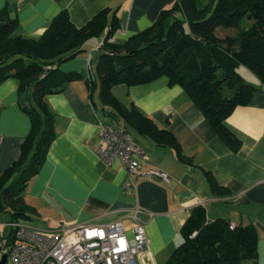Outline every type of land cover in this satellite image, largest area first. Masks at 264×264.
Wrapping results in <instances>:
<instances>
[{
	"label": "crops",
	"instance_id": "0c3cea01",
	"mask_svg": "<svg viewBox=\"0 0 264 264\" xmlns=\"http://www.w3.org/2000/svg\"><path fill=\"white\" fill-rule=\"evenodd\" d=\"M173 1L0 0V10L6 7L11 17L16 16L17 33L38 37L61 10L68 13L74 26L81 27L108 8L118 17L112 40L120 42L151 26L160 11L170 8ZM104 36L105 32L87 39L82 53L59 65L63 71L91 76L93 87L90 89L82 78L45 96L55 112L56 136L23 195L34 216L25 223L103 225L120 220L131 239L134 222L129 214L139 207L147 241L137 263L164 264L181 241L180 229L191 209L200 204L208 221L222 217L232 225L252 223L258 237L255 264H264V89L255 92L247 104L237 105L224 120L239 141L233 150L183 88L169 85L166 76L135 85L113 86L112 93L122 103H133L158 127L168 130L189 159L186 162L172 147L136 133L138 137H133L146 155L141 168H158L167 173L169 180L136 175L131 178L133 186L126 189L124 166L119 161L106 164L96 154L98 121L111 119L103 113L101 104L97 109L93 97L94 87L98 89L94 73ZM17 89L15 78L0 83V174L18 159L20 144L30 128L28 115L19 107ZM205 171L227 186L230 194L215 195Z\"/></svg>",
	"mask_w": 264,
	"mask_h": 264
},
{
	"label": "trees",
	"instance_id": "16d2710c",
	"mask_svg": "<svg viewBox=\"0 0 264 264\" xmlns=\"http://www.w3.org/2000/svg\"><path fill=\"white\" fill-rule=\"evenodd\" d=\"M0 10V83L18 81V104L30 120L20 144V154L0 174V212L10 221L29 218L31 208L23 199L30 180L43 165L56 134L55 112L45 96L62 91L66 84L84 78L79 71H63L59 65L84 51L87 39L105 32L95 67L98 98L103 113L157 144L172 147L184 161L174 136L133 103L125 105L111 91L124 83H145L160 75L169 85L178 84L203 113L219 136L233 149L237 138L224 120L237 105L264 89V0H174L160 11L155 22L129 36L112 40L118 28L115 11H99L76 27L65 10L59 11L38 37L17 33L18 21ZM169 21V22H167ZM229 32L219 35L217 29ZM244 65L259 85L244 81L237 67ZM47 66H50L48 69ZM217 196L230 194L205 171ZM7 222V221H3ZM13 228L6 236L13 242ZM181 241L164 264H255L257 230L252 223L232 225L222 217L206 220L205 208L195 205L180 229Z\"/></svg>",
	"mask_w": 264,
	"mask_h": 264
},
{
	"label": "built area",
	"instance_id": "2783aa9c",
	"mask_svg": "<svg viewBox=\"0 0 264 264\" xmlns=\"http://www.w3.org/2000/svg\"><path fill=\"white\" fill-rule=\"evenodd\" d=\"M96 154L106 164L119 161L124 166L126 189L133 186L131 178L136 175L169 180L167 173L158 168H141L146 155L121 122L98 121ZM140 213L139 207L130 211L129 217L134 222L131 239L120 220L103 225L60 224L48 231L22 221L7 222L14 229V240L0 230V261L6 254L4 264H138L137 256L147 241ZM5 223L0 225L4 228Z\"/></svg>",
	"mask_w": 264,
	"mask_h": 264
},
{
	"label": "rangeland",
	"instance_id": "374dc122",
	"mask_svg": "<svg viewBox=\"0 0 264 264\" xmlns=\"http://www.w3.org/2000/svg\"><path fill=\"white\" fill-rule=\"evenodd\" d=\"M206 1L207 0H200V2H206ZM227 32H229V31L222 30L220 28L217 29V33L219 35H223L224 33H227ZM237 70L242 75V77H243V79H244L245 82L251 83V84H254V85H256V83L259 82V80L256 79L255 75H253V73H251V71H249V69L246 68L244 65L238 66L237 67ZM97 90L98 89L96 87H94V89H93V97H94V99L96 101L97 109H99L100 108V102H99V98H98V94H97L98 91ZM130 131H131V133H132V135L134 137H138L137 134L134 131H132V130H130ZM31 217L34 218V216L32 214H29V218H25V219L24 218H21L18 221H22V222H26L27 221V222H29V220L31 219ZM2 219H3V221L9 222L10 221L9 214L8 213H3L2 214ZM7 222L5 223L4 228H3L2 225H0V230L4 233V235H6L9 232V230H10V225ZM36 222L39 223V221H36ZM31 226L34 227V228L43 230V231H48V230H51L53 228H56V227L60 226V224L59 225L57 224V225H51V226H44L42 224H36L35 223V224L31 225Z\"/></svg>",
	"mask_w": 264,
	"mask_h": 264
},
{
	"label": "water",
	"instance_id": "95a60500",
	"mask_svg": "<svg viewBox=\"0 0 264 264\" xmlns=\"http://www.w3.org/2000/svg\"><path fill=\"white\" fill-rule=\"evenodd\" d=\"M5 259H6V254H3L2 258H1V261H0V264H4L5 263Z\"/></svg>",
	"mask_w": 264,
	"mask_h": 264
}]
</instances>
